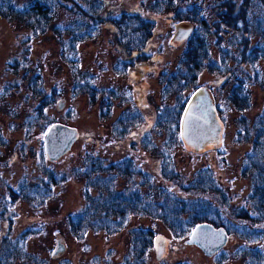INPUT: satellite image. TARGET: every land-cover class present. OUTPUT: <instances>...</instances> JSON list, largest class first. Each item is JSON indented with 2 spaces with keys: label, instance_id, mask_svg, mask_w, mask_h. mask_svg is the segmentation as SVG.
<instances>
[{
  "label": "rangeland",
  "instance_id": "rangeland-1",
  "mask_svg": "<svg viewBox=\"0 0 264 264\" xmlns=\"http://www.w3.org/2000/svg\"><path fill=\"white\" fill-rule=\"evenodd\" d=\"M30 1L15 0L14 5L22 8ZM47 1L52 7L51 18L45 30L39 29L37 34L19 20L0 17V238L8 235L19 239L24 257L26 253L31 259L47 264H64V261L68 264H105L104 259L120 263L128 252L131 231L139 228L168 239L167 255L162 260L167 263L245 264L239 255L242 247L247 246L264 254V224L245 222L248 228L257 231L248 234L244 224L239 226L235 220L232 223L237 226V232L219 254L211 257L205 256L197 247L185 245L188 235L181 241L174 240L161 221L143 215L131 216L125 222V228L114 235L90 229L82 242L74 239L67 217L84 204L83 182L76 176V171L83 165L86 155L114 163L130 160L131 168L142 172L143 179L152 184L142 185L141 176L132 172V177L114 180L113 192L141 189L143 194L150 191L155 197L160 186L183 199L201 196L226 213L224 198L208 193H189L182 187L198 170L208 167L225 191L227 202L242 204L250 189V179L241 174V168L251 144L235 139L239 113L231 112L228 104L223 103L229 89V85H224L225 77L207 71L199 76L198 85L207 87L213 102H220L226 111V131L221 146L215 151L194 155L186 152L180 141L178 144L173 141L171 148L164 146L166 150L157 142L160 134L152 122L163 107L161 75L173 71L181 51V46H168L176 22L173 12L151 11L153 8L148 0H96L100 4L99 14L92 18L83 14L87 8H93L91 3ZM259 1L264 5V0ZM251 9L255 10L254 7ZM123 13L139 15L154 24L153 37L140 53L123 52L121 44H127L133 33L128 26L123 25L128 28L126 31L123 27L120 31L111 27L109 20ZM216 16L209 19L211 24ZM134 25L135 22L131 23ZM229 31L222 30L221 37L235 47V37L232 41L227 38L233 35ZM136 35L133 33V40ZM139 42L137 37L136 45ZM213 55L217 59L216 53ZM255 67L262 77L257 82L250 77L253 75L251 69L241 66L236 70V76L248 85L252 104L246 112L249 119L264 109V60ZM34 81L38 84L34 88L38 94H33L30 89V83ZM46 96L55 98L54 106L47 109V116L76 128L80 135L71 150L54 163L48 162L43 152L47 127H43L44 123L28 122ZM58 100L64 101L61 110L56 108ZM105 102L109 112L104 109ZM169 102L173 104V98ZM44 111L46 114V107ZM101 113L105 114L104 118ZM127 116L135 117L136 123L127 134L120 136L116 121ZM27 122L30 124L26 125ZM261 137L264 138V130ZM161 139L167 140L168 134ZM162 164L167 172L178 173V176L171 181L165 180L161 175ZM49 175L63 178L59 184L51 185ZM14 192L21 194V198L13 199ZM37 195L43 196L38 198ZM60 238L65 242V250L52 258ZM24 257L18 258L17 262L23 264ZM151 257V264H154V251Z\"/></svg>",
  "mask_w": 264,
  "mask_h": 264
},
{
  "label": "trees",
  "instance_id": "trees-1",
  "mask_svg": "<svg viewBox=\"0 0 264 264\" xmlns=\"http://www.w3.org/2000/svg\"><path fill=\"white\" fill-rule=\"evenodd\" d=\"M81 1L91 3L93 6L92 9L89 7V10L88 8L84 10L83 14L86 13L92 18L97 17L100 9L98 1ZM148 1L153 8L151 11L165 9L175 14L173 19L176 22L173 24V31L174 25L178 23L187 22L193 25L192 33L187 40L177 46H181V51L173 71L169 74L164 72L161 75L163 107L157 111L152 122L155 131L160 134L157 142L159 141L160 147L164 150L171 148L169 146L173 141L175 144L179 143L181 113L188 100V95L200 87L198 78L204 71L225 77L224 85H229V89L226 91L227 95L223 98V103L228 104L231 112L239 113V119L236 120L238 129H236L235 139L241 143L250 142L251 144L250 150L244 156L241 168V174L250 179V189L242 204L233 205L227 202V195L215 181V174L210 168L202 167L191 180L186 181L182 187L186 192L208 193L217 196V198H224L223 205L227 208L226 213L209 200L200 198L201 196L183 199L160 186L155 197L150 191L143 194L141 189L113 192L114 180L119 177H132V172L141 176L142 185L145 183L146 186H152V184L143 179L142 172L131 168L130 160L114 163L108 162L102 157L86 155L83 165L76 171V176L83 182L84 204L76 213L67 217L69 232L78 242L84 240L85 234L90 229L106 235H114L125 228V222L133 215H143L161 221L171 237L179 241L185 239L192 229L202 222L221 227L230 236L237 232V226L232 223L233 220L240 223L239 226L245 222L264 224V138L261 137L264 130V109L253 119L247 118L246 112L252 105L250 104V94L247 91L248 85L246 86L245 80L236 76V70L244 66V68L253 71V75H250L251 79H255L256 82L262 79L255 65L264 60V5L259 0ZM14 3L15 0H0V17L13 18L25 23L26 28L32 30L33 34H37L39 29L45 30L52 12V7L47 0H31L22 8H17ZM184 3L187 5L185 6ZM252 7L255 10H252ZM212 16H216V18L215 22L213 20L211 24L209 19L213 18ZM109 22L116 31L123 28L126 31L128 28L126 29L124 26H128L133 33L137 34L133 40L131 32L132 35H129L127 44H121L124 53L131 50L132 53L143 51L156 30L151 21L144 20L136 14L123 13L118 18H111ZM133 22L135 25L131 26ZM222 30L232 31L233 35H229L227 38L232 41L235 37V47H231L224 41L221 37ZM137 37L140 40L138 45H136ZM169 42L170 48H177L171 47ZM213 53H216L217 59ZM36 86L38 84L35 81L30 83L33 94L39 93L34 90ZM170 98H173V104L169 102ZM59 101L56 102V108ZM54 104V97H44L34 113L35 116L28 122L32 121L35 125L44 123L43 127L48 128L52 123H55L52 118L47 116V109L52 108ZM214 105L225 125L226 111L222 109L220 102L214 103ZM45 107L46 114H44ZM104 107L109 112L106 102ZM100 115L104 118L105 114L101 113ZM28 122L26 125L30 124ZM135 123V117L127 116L117 120L116 128L121 134L120 136L127 134ZM166 134H168V139L162 141L161 136ZM164 146L168 147L164 148ZM164 167L165 165L162 164L161 175L165 180L171 181L178 176V173L167 172V168ZM62 178L58 175L55 177L49 175L48 183L57 185L62 181ZM139 188L141 187L139 186ZM37 193L39 194L38 189ZM21 196L18 192H14L12 198L20 199ZM37 196L40 198L43 195ZM24 199L26 198L24 197ZM27 200L32 202L34 199ZM243 226L247 229L248 234L257 233L245 224ZM154 237L151 230L141 228L132 230L130 246L123 260L120 263H112L111 260L104 259L105 264H151ZM0 239V264H21L17 262V259L21 256L24 257L22 253L25 251L19 246V239L8 235ZM242 249L239 256L245 261V264H264L263 252L250 246L242 247ZM24 258L26 260L23 264H47V262L44 263L38 259H31L26 253ZM162 260L155 261L154 264H190L185 261L167 263ZM63 263L68 264L69 262L64 261ZM82 264H91V262Z\"/></svg>",
  "mask_w": 264,
  "mask_h": 264
},
{
  "label": "water",
  "instance_id": "water-1",
  "mask_svg": "<svg viewBox=\"0 0 264 264\" xmlns=\"http://www.w3.org/2000/svg\"><path fill=\"white\" fill-rule=\"evenodd\" d=\"M193 30L191 23L182 22L174 25L173 36L169 42L171 47L181 45ZM64 101H59L57 109L63 108ZM225 125L220 119L216 106L207 87H199L188 95V100L179 121V140L186 152L203 155L217 150L224 138ZM80 138L76 128L55 122L46 130L43 152L48 162L54 163L65 156L74 143ZM232 239L221 227L202 222L197 224L184 244L199 248L207 257H211L223 249ZM64 240L58 239L51 257L56 258L64 250ZM153 251L156 261H161L168 251V239L163 235H155Z\"/></svg>",
  "mask_w": 264,
  "mask_h": 264
}]
</instances>
